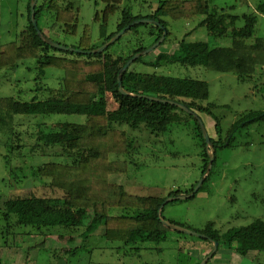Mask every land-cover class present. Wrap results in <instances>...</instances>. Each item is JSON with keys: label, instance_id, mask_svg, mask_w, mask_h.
Wrapping results in <instances>:
<instances>
[{"label": "trees", "instance_id": "1", "mask_svg": "<svg viewBox=\"0 0 264 264\" xmlns=\"http://www.w3.org/2000/svg\"><path fill=\"white\" fill-rule=\"evenodd\" d=\"M30 2L28 0L26 25L18 40L0 43V72L18 71L23 62L35 60L41 71L58 69L64 72V78L59 89H46L45 100L21 101L6 97L2 95L0 86V137L7 141L4 150L10 155L22 157L18 150L28 147L29 155H37L36 158L53 156L59 160L54 161L53 158L50 162L35 165L36 175L31 178L33 182L42 183L49 195L12 199L0 195V248L5 253L23 250L27 253L23 264H28L29 253L44 250L47 238L54 234L69 236V241L73 236H81L84 244L78 251L82 252L86 246L89 247L96 232L103 228L102 237L107 243L119 244L117 250H123L128 258H141L142 253L157 249L147 244L163 243L173 232L159 220V207L166 198L185 192L173 191L168 197L135 195L125 185L116 182L117 177L130 175L137 166L134 160L142 147H148L153 155L165 157L168 153H164L163 146L171 142L168 136L176 127L186 129L200 149V177L209 164L207 144L194 115L170 104L126 96L119 90L118 76L122 68L133 56L158 42L163 30L148 23L135 25L100 54L60 51L38 36L30 18ZM152 4L153 0H108L105 8L94 18L98 26L95 42L92 29L86 26L78 46L73 48L85 52L96 50L126 26L141 19H154L167 29V37L160 46L163 47L170 36L166 19L176 22L200 19L196 29L205 28L215 44L189 41V33L181 40H175L176 48L172 53L159 52L152 61L146 60V56L140 57L122 74L126 91L173 100L186 105L203 122L204 117L212 119L215 136L210 138L216 150L215 161L200 192L211 180L217 166L218 151L235 148L237 133L248 129L251 121L264 118V114L257 117L244 114L229 129H224L221 119L215 114L218 106L209 102L207 82L141 73L133 67L139 63L154 68L178 65L232 74L242 83L255 82L257 75L264 70V36L259 31L260 18H264V0H256L255 8L249 0L224 4L218 0H158L156 7ZM79 14L80 7L75 0H41V3L38 0L36 6L38 27L50 40L45 29L48 32L59 29L62 34L78 37ZM116 14L115 28L111 29V21ZM51 115H81L86 117V121L83 124L51 125L41 121L34 136L21 131L20 116L44 120ZM144 131H148L150 136L134 134H144ZM25 137L34 139V143L22 144ZM143 141L147 143L144 146ZM2 147L0 143V164L7 160L6 154L1 152ZM27 151L26 156L29 157ZM113 156L126 157L113 160ZM197 183L186 193L192 192ZM198 233L219 242L218 250L208 264L221 251H232L240 258H247L252 252L257 253L258 258L264 254V221L261 219L223 235L213 226ZM19 235H36L44 239L40 244L22 248L16 244ZM202 240L207 242L208 256L213 244ZM191 246L193 250L199 249L195 244ZM159 250L162 251L161 248ZM203 259L196 258V264ZM11 260L6 258L7 262ZM4 261L0 257V264ZM12 264L17 263L14 261Z\"/></svg>", "mask_w": 264, "mask_h": 264}, {"label": "rangeland", "instance_id": "2", "mask_svg": "<svg viewBox=\"0 0 264 264\" xmlns=\"http://www.w3.org/2000/svg\"><path fill=\"white\" fill-rule=\"evenodd\" d=\"M220 3H235V0H218ZM252 7H256V0H249ZM80 7L79 35L71 37L60 33V30L48 32L47 35L67 47H77L80 35L86 26L92 29V37L96 40L98 26L94 23L97 12H101L108 0H75ZM158 0H153L157 6ZM41 3V0H40ZM28 0H0V43L16 42L21 31L26 25V12ZM118 18L116 14L111 21V29L115 28ZM200 19L194 21H172L166 19L170 36L167 44L150 55L146 60L152 61L159 52L172 53L176 48L175 40H181L191 34L189 41H206L212 45L211 39L205 28L196 29ZM260 35L264 36V18L259 21ZM220 44L222 42H219ZM133 68L141 73H156L179 78H192L205 81L209 85V102L215 103L218 108L215 114L221 119L222 127L229 129L238 122L244 114H254V117L264 114V83L239 82L232 74H223L207 71L202 68H185L178 65L154 68L136 64ZM263 73L257 75V80L264 82ZM64 78V72L58 69H45L41 71L35 60L25 61L18 71L0 72L1 93L6 97H14L21 101H30L33 98L45 100L46 89H59ZM110 83V76L107 78ZM211 130L212 124L204 118ZM252 120V119H251ZM21 131L29 135L38 132V124L42 121L48 125L83 124L85 116L81 115H51L44 120L32 116H20ZM214 128V127H213ZM212 133H215L212 129ZM135 135L150 136L148 131L144 134L134 132ZM214 135V134H213ZM171 141L163 146L165 157L152 154L148 147H142L141 152L135 157L134 170L130 175L117 177L116 182L125 185L126 189L135 195L168 197L173 191H186L200 180L201 158L200 149L191 134L183 127H176L168 136ZM5 139L0 137L3 144L1 152L7 160L0 164V195L7 198L33 195L47 196L50 193L42 183L31 178L36 175L35 165L43 162L57 161L58 158L37 157L29 155L28 147L18 150L23 156L8 154L4 150ZM34 139L24 138V145H32ZM142 145L147 143L141 142ZM141 145V146H142ZM235 148L218 151L217 166L210 182L191 199L175 201L165 206L163 216L168 221L196 232L204 231L208 226H213L221 235L229 230L247 227L255 220L264 221V118L251 121L248 129H241L236 135ZM26 151L27 155L26 156ZM17 152V153H18ZM9 156V157H7ZM25 157V158H24ZM126 156H113V160H124ZM160 157V158H158ZM138 165H140L138 167ZM103 228H100L94 238L89 242V247L80 252L83 238L81 236L61 237L54 234L47 238L44 250H34L29 253L28 264H196L199 250L191 249L195 244L203 248L207 242L194 236H184L177 232H170L168 240L148 247L156 250L142 253L141 258H128L123 250H117L119 244H110L103 239ZM44 238L30 235H19L16 244L22 248H29L43 242ZM209 245V244H208ZM162 249L159 250V249ZM77 250L75 254H72ZM112 250L114 254L111 255ZM3 252L0 248V257L4 258L3 264H23L27 256L23 250L16 252ZM224 254L221 256V254ZM232 251H221L216 256V264H264V254L250 253L247 258H240ZM220 256L222 257L220 259ZM6 258L12 259L7 262ZM258 258V260H257ZM49 260V261H48ZM256 261V262H253ZM214 264V263H212Z\"/></svg>", "mask_w": 264, "mask_h": 264}, {"label": "water", "instance_id": "3", "mask_svg": "<svg viewBox=\"0 0 264 264\" xmlns=\"http://www.w3.org/2000/svg\"><path fill=\"white\" fill-rule=\"evenodd\" d=\"M38 0H31L30 2V8H31V22L35 28V30L38 33V36L40 37V39H42L46 44H48L50 47L55 48L57 50L60 51H69V52H73V53H77V54H86V55H92V54H100L103 53L109 46L113 45L115 42H117L123 35H125L132 27H134L135 25H139V24H153L158 26L159 28H161L163 30V35L160 38V40L158 42H156L155 44H153L152 46H150L148 49L143 50L141 52H139L138 54H136L135 56H133L127 63L126 65L122 68L119 76H118V85H119V90L123 95L126 96H133V97H140V98H145L148 99L149 101L152 102H157V103H162V104H170L172 106H176L184 111H186L187 113H189L190 115H194V117L196 118V120L198 121V124L202 130L203 133V137L206 141L207 144V152L209 155V164L208 167L206 169L205 174L200 178V180L198 181L197 185L195 186V188L193 189L192 192L190 193H183V194H178L176 196L173 197H168L166 198V200L162 203V205L159 207L158 210V218L161 221V223L172 229L173 231H177L179 233L188 235V236H194V237H198V238H202V239H206L209 240L210 242H212L213 244V249L211 251V253L206 256L203 261L200 264H208V262L213 258L214 254L217 252L218 247H219V242L215 241L214 239L210 238L209 236L205 235V234H201L198 233L196 231H193L191 229H188L186 227L180 226L178 224L172 223L171 221L166 220L163 217V210L165 208L166 205L175 202V201H185L188 199L193 198L194 196H196V194L199 192V190L201 189V187L203 186V184L205 183L207 177L210 175L212 169H213V165H214V161H215V146L212 143V140L210 138V135L208 133V130L202 120V118L196 114H194V112L192 110H190L186 105L173 101V100H165V99H161L158 97H151V96H139V95H134L128 91H126L123 88V84H122V74L130 67V65L132 63H134L137 59H139L140 57H144V56H148L151 53H153L155 50H157L165 41L168 31L167 29L158 21L154 20V19H141V20H136L134 22H132L130 25L126 26L122 31L118 32L117 34H115L110 41H108L107 43H105L104 45H102L101 47H99L96 50H92V51H82V50H78L75 49L73 47H67V46H63L59 43H56L50 39H48L39 29L38 27V23L36 20V6H37Z\"/></svg>", "mask_w": 264, "mask_h": 264}, {"label": "crops", "instance_id": "4", "mask_svg": "<svg viewBox=\"0 0 264 264\" xmlns=\"http://www.w3.org/2000/svg\"><path fill=\"white\" fill-rule=\"evenodd\" d=\"M263 73V76H264V70L261 72V74ZM263 79H264V77H263ZM256 82H260V83H264V82H261L259 79L257 80V78H256V80H255ZM204 118H206V117H204ZM209 120V122L212 124V126H213V122H212V119L211 118H209V117H207ZM204 122H205V119H204ZM205 124H206V127H207V130H208V133H209V135H210V137L211 138H213L214 136H215V133H212V129H213V132H214V126L211 128V130L209 129V127L207 126V123L205 122ZM214 134V135H213ZM197 250H199V251H197L198 252V256L196 257L197 259H199V260H201V259H203V257H205L206 256V254H207V252H208V248H206V247H203V248H200V249H197ZM224 254L222 253L221 254V256H223ZM231 255H233V254H231ZM220 256V259L222 258ZM218 258V257H217ZM216 258V259H217ZM218 261H221V260H213L210 264H212V263H214V264H216V263H218Z\"/></svg>", "mask_w": 264, "mask_h": 264}]
</instances>
